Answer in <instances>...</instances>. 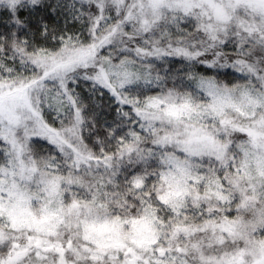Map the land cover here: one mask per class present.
<instances>
[{"label":"snow or ice","instance_id":"1","mask_svg":"<svg viewBox=\"0 0 264 264\" xmlns=\"http://www.w3.org/2000/svg\"><path fill=\"white\" fill-rule=\"evenodd\" d=\"M0 264H264V0H0Z\"/></svg>","mask_w":264,"mask_h":264}]
</instances>
